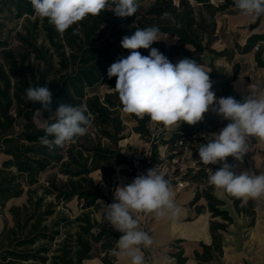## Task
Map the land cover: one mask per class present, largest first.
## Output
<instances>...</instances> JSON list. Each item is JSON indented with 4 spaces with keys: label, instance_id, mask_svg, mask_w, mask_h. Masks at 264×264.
Returning a JSON list of instances; mask_svg holds the SVG:
<instances>
[{
    "label": "trees",
    "instance_id": "trees-1",
    "mask_svg": "<svg viewBox=\"0 0 264 264\" xmlns=\"http://www.w3.org/2000/svg\"><path fill=\"white\" fill-rule=\"evenodd\" d=\"M143 1L139 0V4ZM232 10H238L234 0H155L144 12L137 11L125 18L117 17L108 8L60 33L47 18L34 13L30 0H0V15L9 12L17 18L25 17L22 29L14 33L13 30L4 33L5 22L0 21V156H3L0 214L10 200L22 196L26 190L28 193L26 202L10 207L13 224L6 221L0 231V264H84L96 255L97 245L103 252L102 261L115 264L112 252L122 233L99 221L94 213L103 200L109 202L101 182L112 190L117 184V167L128 164L119 143L131 130L115 90L116 77L109 79L107 69L129 55L130 50L121 46L124 36L133 35L137 28L151 26L178 39L177 44L168 45L161 40L152 45L173 64L180 54L199 64H205L206 52L231 57L234 51H216L210 44L218 15ZM164 12L170 13L175 22L162 19ZM263 37L254 35L245 46L236 47L247 51ZM138 51L149 54L146 49ZM257 61L264 67L262 50L257 53ZM208 66L210 70L206 72L215 80L212 88L215 95L241 101L243 98L234 89L232 80L213 62ZM98 85L106 86L105 92L90 94ZM30 86L49 88L52 92L49 110L38 102L27 101L26 89ZM62 103L84 106L93 121L92 127L86 135L49 151L40 143L45 133L35 122V112L41 110L49 117ZM130 116L137 122L133 130L142 135L150 133L148 115ZM206 122L213 129L228 123L220 121L214 112L206 117ZM202 127V122L195 125L182 122L166 144L187 138ZM105 139L111 145L104 144ZM49 169L56 171L41 182V174ZM97 171L101 172L100 181L93 176ZM198 177H209L205 166L192 176ZM201 197L208 200L213 216L232 220L228 211L220 208L223 201L213 195L210 186L199 189L194 202ZM232 198L237 205L240 203V198ZM74 200L80 207L78 212L69 206ZM225 227L224 223L211 224L215 249L219 248L218 230ZM203 246L204 254L196 252V256L210 258L212 246ZM174 254L182 264L183 249Z\"/></svg>",
    "mask_w": 264,
    "mask_h": 264
},
{
    "label": "clouds",
    "instance_id": "clouds-1",
    "mask_svg": "<svg viewBox=\"0 0 264 264\" xmlns=\"http://www.w3.org/2000/svg\"><path fill=\"white\" fill-rule=\"evenodd\" d=\"M30 3L34 13L47 18L60 33L108 8L120 18L139 10V0H30ZM234 6L253 21L264 17V0H234ZM161 18L175 22L168 12L162 13ZM160 37V29L151 26L137 28L133 35L122 38L121 46L130 53L112 63L107 75L109 79L116 77L115 90L123 111L140 118L148 115L151 121L170 128L182 122L195 125L211 109L228 123L218 133L207 136L210 138L198 149L202 164L221 165L215 171L208 168L209 182L236 198L264 196V174L249 170L237 173L227 162L228 157L243 162L249 137L264 140V92L251 90L241 101L231 96L217 98L209 73L196 60L183 58L173 64L152 47L154 42L166 40ZM139 49L149 50V54L142 55ZM26 98L28 102L40 103L44 110H49L52 104V92L47 86L28 87ZM41 115V110L35 112V122L45 133L40 143L49 151L86 135L93 123L84 106L70 103L60 104L47 119H41ZM172 197L170 180L155 167L131 183L117 186L114 202L105 205L103 215V220L122 233L112 254L127 264H145L141 246L147 248L153 240L139 227L135 214L152 213L157 218L177 219L182 209Z\"/></svg>",
    "mask_w": 264,
    "mask_h": 264
},
{
    "label": "crops",
    "instance_id": "crops-1",
    "mask_svg": "<svg viewBox=\"0 0 264 264\" xmlns=\"http://www.w3.org/2000/svg\"><path fill=\"white\" fill-rule=\"evenodd\" d=\"M254 35H264V17L253 21L251 18L243 16L240 10L220 13L217 17V27L210 46L216 51L230 50L234 53L231 57H228L227 55L206 52L203 56L205 64H200L205 71H209L208 64L213 62L219 71L232 80L234 89L242 98L249 95L251 90L264 92V67L259 65L257 61L259 51L262 50L264 55V37L258 41L261 43L259 50L254 49V45L258 42L247 51L238 50L236 47L237 44L245 46ZM173 39L175 40L173 44H177L178 39ZM187 47L191 48L190 46ZM183 58V54H180L176 58V62ZM235 69L237 75L234 77ZM210 80L212 84L215 83L214 79L210 78ZM216 97L220 98L222 96ZM211 113L210 109L205 116L207 117ZM222 120L220 118V121ZM130 122L129 129L131 132L119 143L127 158L130 155L131 147H141L148 143V140H145L147 135H142L133 130V127L137 124L136 120L131 118ZM152 122L150 121L148 124L149 131ZM161 126L163 125L160 123L159 128ZM179 127V125L170 128L163 126L164 133L167 136L164 137V141L161 143L153 144V147L157 145L156 160L162 153H165L166 141L173 138ZM221 128L223 127L213 129L209 125L210 133L208 136L212 133H218ZM150 134L151 132L148 135ZM209 138L202 139V143H206ZM247 143L248 151L242 163L236 161L233 157H228L227 162L233 165V170L237 173L249 170L254 174H264V140L249 137ZM196 153L198 154V151ZM218 165L219 168L221 165ZM97 172L101 174L100 171ZM134 178L128 164L117 167L116 187L131 183ZM170 182L173 192L172 198L182 209V213L177 219L157 218L152 213L135 214L139 220V227L146 231L153 240L151 246L147 248L141 246L145 256V264H179V258L174 253L180 249H183L182 257H185L182 264H264V196L257 198L243 197L240 198V203L237 205L231 195L211 185L208 177H191L189 184L183 188H178L175 181L170 180ZM101 184L109 197V202L102 201V206L96 212V217L99 221L109 224L103 220V215L105 205L114 202V189L116 187L109 190L104 182H101ZM206 186H210L213 195L223 201L220 208L228 211L232 217L230 222L224 220L221 216H213L205 197H201L194 202L196 192ZM213 222L226 225L224 229L218 230V249H215L213 245L214 240L211 232ZM203 245L212 246L210 250L212 256L210 258L196 256V252L201 255L204 254ZM95 253L96 255L86 259L84 264H105L101 259L103 252L99 245L95 247ZM115 264H127V262L116 257Z\"/></svg>",
    "mask_w": 264,
    "mask_h": 264
},
{
    "label": "built area",
    "instance_id": "built-area-1",
    "mask_svg": "<svg viewBox=\"0 0 264 264\" xmlns=\"http://www.w3.org/2000/svg\"><path fill=\"white\" fill-rule=\"evenodd\" d=\"M260 48V42L254 45L255 50ZM200 122L203 123V127L189 137L165 145V153H162L157 160L153 159L154 147L151 142L133 148L128 156V165L132 175L137 177L140 174H145L148 169L155 167L165 174L166 179L175 181L178 188H183L189 184L192 175L203 166H205L207 172L208 168L213 171L217 170L216 165L206 166L202 164L199 161V155L196 153L202 144V139H206L210 133L205 115Z\"/></svg>",
    "mask_w": 264,
    "mask_h": 264
},
{
    "label": "rangeland",
    "instance_id": "rangeland-1",
    "mask_svg": "<svg viewBox=\"0 0 264 264\" xmlns=\"http://www.w3.org/2000/svg\"><path fill=\"white\" fill-rule=\"evenodd\" d=\"M154 1L155 0H144L142 3L139 4L138 12L139 13L144 12L147 9V7L150 6ZM0 21L5 22V27L2 28L4 33H7L8 30H13V33H14L15 31L22 29V26L25 22V17L17 18V17H15L14 14H11L9 12H4L0 15ZM160 38L166 39L163 41H165L168 45L175 43V40L173 38H170L167 35L161 34ZM105 90H106V87L104 85H98V86L92 88L89 92H90V94L104 93ZM53 113L54 112L50 113V115H52ZM122 114H123V117L125 118V122H126L127 126L130 127L129 125L131 124V122H130L131 118H130L129 113L122 111ZM50 115H49V117H50ZM49 117H45L43 112H42L41 119H47ZM36 123L38 124V122H36ZM159 126H160V123L152 122V125L150 127L151 134L147 135V137H145V140H148V142H151L152 144L161 143L162 141H164V137H166L167 135L164 133L165 130L163 129V126H161V128H159ZM104 144L111 145L108 142V140H106V139L104 140ZM133 148H135V147H133ZM133 148L131 147V150ZM2 159H3V156H0V163H1ZM216 166L218 167L219 165L216 164ZM55 171H56V169H49L48 171L42 173L40 176L41 182H44L47 178L51 177ZM93 176L95 177V179L97 181L100 180L99 172L93 173ZM27 198H28V193L26 190L22 196H20L18 198H14L7 203L6 207L3 209L2 213L0 214V231L4 227L6 221H8L9 224H11V225L13 224V218H12V215L10 213V207L12 205L23 204L24 202H26ZM69 206L73 209L74 212L79 211L80 207L77 204L76 200L70 202ZM94 215L96 216V212L94 213Z\"/></svg>",
    "mask_w": 264,
    "mask_h": 264
}]
</instances>
